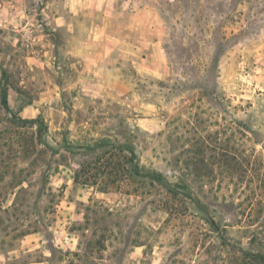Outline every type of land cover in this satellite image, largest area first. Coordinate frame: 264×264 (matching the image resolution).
<instances>
[{
  "label": "rangeland",
  "instance_id": "374dc122",
  "mask_svg": "<svg viewBox=\"0 0 264 264\" xmlns=\"http://www.w3.org/2000/svg\"><path fill=\"white\" fill-rule=\"evenodd\" d=\"M0 21V264H264V0Z\"/></svg>",
  "mask_w": 264,
  "mask_h": 264
},
{
  "label": "trees",
  "instance_id": "16d2710c",
  "mask_svg": "<svg viewBox=\"0 0 264 264\" xmlns=\"http://www.w3.org/2000/svg\"><path fill=\"white\" fill-rule=\"evenodd\" d=\"M1 93H2V95H1V103L4 106V108L8 109L7 100H6V97H7L6 89L2 88Z\"/></svg>",
  "mask_w": 264,
  "mask_h": 264
},
{
  "label": "crops",
  "instance_id": "0c3cea01",
  "mask_svg": "<svg viewBox=\"0 0 264 264\" xmlns=\"http://www.w3.org/2000/svg\"><path fill=\"white\" fill-rule=\"evenodd\" d=\"M0 25H2V22L1 21H0ZM11 251H14V250H10V251H7V252L11 253ZM6 256H7L6 253H0V260H1V257H3V259H5Z\"/></svg>",
  "mask_w": 264,
  "mask_h": 264
},
{
  "label": "built area",
  "instance_id": "2783aa9c",
  "mask_svg": "<svg viewBox=\"0 0 264 264\" xmlns=\"http://www.w3.org/2000/svg\"><path fill=\"white\" fill-rule=\"evenodd\" d=\"M3 1H4V0H0V6L2 5Z\"/></svg>",
  "mask_w": 264,
  "mask_h": 264
}]
</instances>
